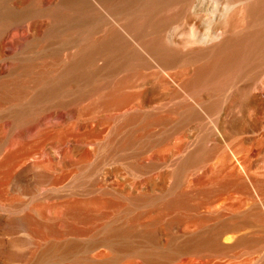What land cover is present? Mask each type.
I'll return each instance as SVG.
<instances>
[{"label":"bare ground","instance_id":"obj_1","mask_svg":"<svg viewBox=\"0 0 264 264\" xmlns=\"http://www.w3.org/2000/svg\"><path fill=\"white\" fill-rule=\"evenodd\" d=\"M191 1L0 0V42L7 41V38L14 39L21 45V53L29 56L6 66L9 72L7 77L11 79L7 78L0 83L3 122L6 125L11 122L20 123L28 111L38 104L52 97L71 96L77 90L78 95L83 96L91 91L93 85L104 79H110L107 81L113 87L105 94L108 103L144 100L147 92H127L126 89L133 88L148 65L163 72L174 64L183 67L182 76L178 80V94L184 98L180 106L171 108L177 110L184 121L192 119L194 109L204 102L205 91L221 95L220 92L232 80L237 68L249 67L264 60V0H225L226 15L220 17L217 23L221 39L202 48L188 49L180 60L179 54L183 52L166 41L161 34V27L167 20L185 16ZM55 44L62 51L68 50L63 59L58 57L59 48ZM98 60L103 61L100 67H96ZM118 72L124 75L116 82ZM188 97L192 98V104L186 103ZM230 97L233 103L242 107L255 103V95L251 96L248 88L238 89ZM207 108V111H211L210 107ZM134 109L132 114L124 116L122 124L117 128V131L127 130L122 146L131 147L138 136L144 134L141 132H149L162 118H148L149 115L143 114L141 107ZM163 113L161 116H165ZM132 123L136 125L135 128H131ZM204 141L200 140L197 147L178 164V172L208 155L209 146L206 147L208 143ZM12 150H6L1 155L0 172L9 165L12 168V160L23 152ZM118 150L110 149V152ZM223 167L212 174L206 187L201 190L199 188L197 196L200 194L202 199L214 201L234 186L235 182H231L233 169ZM4 171L1 173L4 174ZM248 183L255 191L262 190L256 181ZM193 196L195 198L194 193ZM147 198L152 202L155 200L154 195L149 194L129 197L133 203H142ZM197 199L201 200L200 197ZM191 200L189 202L193 204ZM187 201L185 196L177 197L165 203L164 208L143 213L136 211V214L129 209H121L120 201L114 198L85 200L82 202L85 207L71 204L65 212H58L56 217L60 220L59 230L41 221L44 219L41 210L40 213L33 208L20 210V205H14L8 210L22 211L23 214L19 217L11 214L0 219L5 227L16 224L21 228L27 236L26 243L12 241V244L29 247V250L24 255L8 256L5 264H236L238 262H231L229 258L223 261L222 257H233L240 247L247 250L264 245V231L242 233L253 216L243 212L238 217L236 212H240L242 205L236 204L237 208L230 205L229 214L222 211L205 216L181 211ZM94 212L102 213L98 217L100 213ZM80 221L94 226L80 229L77 226ZM258 222L264 224V219ZM175 224L180 227L183 235L163 238L167 228Z\"/></svg>","mask_w":264,"mask_h":264},{"label":"rangeland","instance_id":"obj_2","mask_svg":"<svg viewBox=\"0 0 264 264\" xmlns=\"http://www.w3.org/2000/svg\"><path fill=\"white\" fill-rule=\"evenodd\" d=\"M226 4L225 0H192L185 10V16L175 17L163 24L162 36L172 47L183 52L179 54L181 56L178 55L180 60L188 49L202 48L221 39L217 23L220 17L226 15ZM58 46L55 44L56 48ZM67 52V49H57V55L61 59ZM27 58L29 56L21 53V45L14 39L7 38V41L0 42V83L7 78L11 79L7 77L9 72L6 66L9 63ZM102 65V60L96 62V67ZM182 68L174 64L165 71L158 72L153 65L145 67L142 78L133 88L126 89L127 92H147L144 100L108 103L105 94L113 87L108 82L110 79H104L93 85L91 91L83 96H79L77 90L71 96L52 97L38 104L28 111L26 118L20 123L11 122L6 125L2 119L4 112L0 108V158L6 150L18 149L24 152L15 156L18 158L12 160V168L8 166L11 169H1V172L5 170V175L0 172V218L11 214L18 217L22 215V211L8 210L18 204L20 210L33 208L39 213L41 210L44 218L41 221L50 223L53 229L59 230L60 220L56 217L58 212H65L75 204L77 207L79 204L85 207L82 203L85 200L114 198L120 201L121 209H129L137 214L164 208V204L171 199L185 196L188 201L184 208L182 205L181 211L211 216L222 211L229 214L230 205L235 208L236 204L242 205L240 212H236L238 217L243 212L253 214L242 233L264 231V224L258 222L264 219V60L249 67L237 68L232 80L222 90L224 93L220 92L221 95L205 91L203 104L194 109L193 117L188 121H184L177 110H173L180 106V101L184 98L178 94ZM123 75L118 72L116 82ZM242 88H248L251 96L255 95V103L248 107L238 106L231 101L230 96ZM101 93L103 94L100 95ZM186 103L192 104V98L188 97ZM137 106L142 108L143 114L149 115L148 118L160 116L161 121L149 132H141L144 134L138 136L131 147L122 146L127 130L117 131V128L122 124L124 116L132 114ZM207 107L211 111H207ZM162 113L165 116H161ZM135 126L131 124V128ZM200 140L208 143L204 141L206 147L209 146L208 155L178 172V164L197 147ZM110 149L120 150L113 153ZM223 166L233 169L235 175L231 177V182H235L234 186L223 192L217 201L204 200L200 194L197 196L199 188L201 190L206 187L212 174L221 167L223 169ZM7 168L10 172H7ZM251 180L260 183L262 190L255 191L248 183ZM152 183H155L153 187ZM145 194L154 195L155 200L152 202L147 198L142 203H133L129 199ZM189 195L191 197L188 198ZM199 197L201 200L197 199ZM190 199L194 205L189 202ZM94 213H100L97 214L100 217L102 212ZM1 219L0 264H5L8 256L27 254L29 247L13 246L12 241L26 243L27 236L16 224L5 227ZM80 222L77 225L80 229L94 226ZM176 225L167 228L163 238L183 235ZM263 247L264 245L250 247L249 250L240 247L236 255L223 256L222 259L228 261L229 258L231 262H238L236 264H264Z\"/></svg>","mask_w":264,"mask_h":264}]
</instances>
